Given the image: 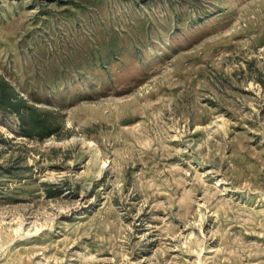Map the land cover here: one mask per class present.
Masks as SVG:
<instances>
[{
    "label": "rangeland",
    "instance_id": "1",
    "mask_svg": "<svg viewBox=\"0 0 264 264\" xmlns=\"http://www.w3.org/2000/svg\"><path fill=\"white\" fill-rule=\"evenodd\" d=\"M0 264H264V0H0Z\"/></svg>",
    "mask_w": 264,
    "mask_h": 264
},
{
    "label": "trees",
    "instance_id": "2",
    "mask_svg": "<svg viewBox=\"0 0 264 264\" xmlns=\"http://www.w3.org/2000/svg\"><path fill=\"white\" fill-rule=\"evenodd\" d=\"M0 113L15 116L21 134L29 138L37 137L41 140L56 130L51 114L41 113L36 107L28 105L1 76Z\"/></svg>",
    "mask_w": 264,
    "mask_h": 264
}]
</instances>
